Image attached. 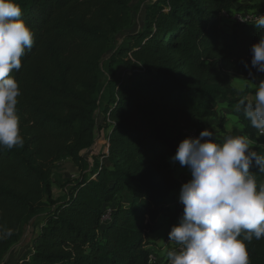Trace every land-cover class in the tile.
Returning <instances> with one entry per match:
<instances>
[{
	"label": "trees",
	"instance_id": "obj_1",
	"mask_svg": "<svg viewBox=\"0 0 264 264\" xmlns=\"http://www.w3.org/2000/svg\"><path fill=\"white\" fill-rule=\"evenodd\" d=\"M132 1L16 0L33 44L10 73L20 90L23 146L0 147V261L49 208L19 264H149L154 249L145 235L159 229L158 215L178 185L170 159L188 129L204 130L199 120L214 117L221 98L264 155V135L237 111L255 90L237 96L231 88L250 70L264 74L251 66V46L264 29L251 21L227 33L220 17L231 8L264 10V0H153L142 29L110 57L101 110L108 152L90 168L84 152L96 141L101 61L135 22ZM118 65L126 78L117 77ZM66 159L80 175L57 200L53 168ZM249 171L264 183L254 162ZM245 243L249 264H264V238Z\"/></svg>",
	"mask_w": 264,
	"mask_h": 264
},
{
	"label": "clouds",
	"instance_id": "obj_2",
	"mask_svg": "<svg viewBox=\"0 0 264 264\" xmlns=\"http://www.w3.org/2000/svg\"><path fill=\"white\" fill-rule=\"evenodd\" d=\"M21 17L16 0H0V147L7 149L23 146L16 112L20 90L10 76L33 44V32ZM254 25L264 29V15ZM259 36L251 46V66L264 73V35ZM255 85L253 99L241 100L237 111L242 109L264 135V79ZM171 159L186 166L191 179L179 194L183 214L168 233V240L179 246L165 249L168 264H249L245 242L264 238V183L258 186L249 169L254 162L264 173V155L252 150L245 135L217 142L206 128L197 137L184 138Z\"/></svg>",
	"mask_w": 264,
	"mask_h": 264
},
{
	"label": "rangeland",
	"instance_id": "obj_3",
	"mask_svg": "<svg viewBox=\"0 0 264 264\" xmlns=\"http://www.w3.org/2000/svg\"><path fill=\"white\" fill-rule=\"evenodd\" d=\"M152 1L153 0H133L131 2V12L135 17V22L123 33L118 34L115 39H113L109 51L105 54L103 60L101 61L100 84L96 95L97 107L94 110V115L96 118V141L90 149L84 152L86 159L89 161L90 168H92L95 164L94 159H97L98 161L104 160L101 154L104 152V145L106 143L105 141L107 140L109 129L106 126L107 123L104 121L101 110L103 109V106L106 102L105 100L107 98V82L109 79L108 69L110 57L122 43H127L129 41L130 35L137 33L142 29L145 8ZM116 71L117 77L120 79L127 77L123 66H116ZM53 171V197L57 200H63L68 195L67 189H69L70 183L79 177L80 169L71 159H66L57 162L54 165ZM183 178L187 179V181L190 180V178H188L186 175H184ZM47 211H49V208L38 212V214L34 217V219H32L26 228L21 241L10 250L5 258L0 261V264H19L20 261L27 256L29 252L28 245L31 238L35 235L36 226L38 225V222L42 220V217H44ZM174 246V243L169 244L170 249H173Z\"/></svg>",
	"mask_w": 264,
	"mask_h": 264
},
{
	"label": "crops",
	"instance_id": "obj_4",
	"mask_svg": "<svg viewBox=\"0 0 264 264\" xmlns=\"http://www.w3.org/2000/svg\"><path fill=\"white\" fill-rule=\"evenodd\" d=\"M236 3L244 4L245 1L237 0ZM223 30H225L227 33H230L231 24L224 23ZM261 79H264V74L250 75L246 79L235 78L231 83V88L236 92V95L239 96L246 88H250V90L252 91L255 90V84H258ZM253 96L254 93H250L248 95L250 100L253 99ZM217 105H220V109L218 111L215 107L214 117L199 120V126L212 131L213 136L221 142L227 135H244L243 131L245 122L240 119L238 115L231 112L228 106V100L221 98L218 100ZM235 129H237L238 134H236ZM105 142L106 143L104 145L103 153L108 150V140H106ZM251 146L253 150L254 144L252 143V141ZM102 157L104 158V156ZM170 161L174 170L175 177L178 181V185L170 195L169 209L166 212L160 213L158 215V221L160 225L159 229L153 233H146L145 235L148 247L152 249L166 244V242H168V233L170 232L171 227L179 223V219L183 214L184 207L179 202V194L182 185L188 182L187 179L183 178V176L186 175L191 179V172L186 166L182 167L178 161L173 162L172 159H170Z\"/></svg>",
	"mask_w": 264,
	"mask_h": 264
},
{
	"label": "built area",
	"instance_id": "obj_5",
	"mask_svg": "<svg viewBox=\"0 0 264 264\" xmlns=\"http://www.w3.org/2000/svg\"><path fill=\"white\" fill-rule=\"evenodd\" d=\"M260 15H264V10H261L259 8H256V9L251 8V9H244V10H236L235 8H231L229 10H223L221 12L220 17H221L222 23L233 24V23H248L251 21H255L256 18ZM186 133L188 137L189 136L197 137L199 136L200 132L193 128V129H188ZM258 135L263 136V135H260L259 132H258ZM107 140H108V137H107ZM107 152L108 150L105 153ZM108 213H109V210H108ZM171 243H174V242H171L168 240L166 244L155 248L154 251L150 254L149 264H168V258H167L165 249L172 250L169 248V244ZM178 247L179 246L175 244L174 248L178 249Z\"/></svg>",
	"mask_w": 264,
	"mask_h": 264
}]
</instances>
